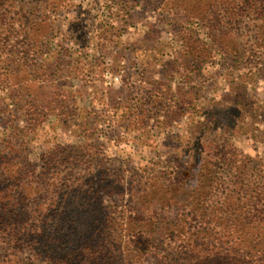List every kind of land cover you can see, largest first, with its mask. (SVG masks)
<instances>
[{
	"label": "rangeland",
	"instance_id": "rangeland-1",
	"mask_svg": "<svg viewBox=\"0 0 264 264\" xmlns=\"http://www.w3.org/2000/svg\"><path fill=\"white\" fill-rule=\"evenodd\" d=\"M211 11L204 0H61L40 45L4 50L14 56L0 63V139L26 131L37 170L73 145L110 167L156 168L205 135L230 137L264 166V33L228 18L232 32H218L228 47L216 51ZM199 123L208 130L196 133Z\"/></svg>",
	"mask_w": 264,
	"mask_h": 264
},
{
	"label": "trees",
	"instance_id": "trees-1",
	"mask_svg": "<svg viewBox=\"0 0 264 264\" xmlns=\"http://www.w3.org/2000/svg\"><path fill=\"white\" fill-rule=\"evenodd\" d=\"M60 4L0 0V63L13 61L10 41L20 56L40 45L46 10ZM204 8L217 23L216 51L228 47L218 38L232 32L228 18L264 33V0H204ZM18 130L23 137L0 139V264H264V166L230 137L195 138L156 168L118 169L82 145L57 146L37 170Z\"/></svg>",
	"mask_w": 264,
	"mask_h": 264
}]
</instances>
